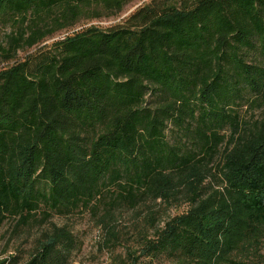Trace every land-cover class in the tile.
<instances>
[{"label": "trees", "instance_id": "obj_1", "mask_svg": "<svg viewBox=\"0 0 264 264\" xmlns=\"http://www.w3.org/2000/svg\"><path fill=\"white\" fill-rule=\"evenodd\" d=\"M134 1L0 0V230L108 197L111 246L115 210L142 213L132 264H262L264 118L236 109L264 101V0H149L93 24ZM157 202L179 203L161 227ZM47 227L0 264H69L71 232Z\"/></svg>", "mask_w": 264, "mask_h": 264}, {"label": "rangeland", "instance_id": "obj_2", "mask_svg": "<svg viewBox=\"0 0 264 264\" xmlns=\"http://www.w3.org/2000/svg\"><path fill=\"white\" fill-rule=\"evenodd\" d=\"M149 0H137L129 4L124 11L117 18L109 20H101L93 24L99 27H107L119 23L140 7L144 2ZM81 24L80 26L82 27ZM87 25V24H86ZM89 26V25H87ZM81 27H77V30ZM12 26L0 24V46L5 47L4 42L7 37L13 32ZM64 34L57 35L32 50H38L42 46L50 45L54 41L63 37ZM31 51L19 52L18 58H23ZM255 96L249 92L245 94L243 102L239 103L237 112L241 120L249 124L259 121L264 118V101L255 103ZM107 200L104 199L102 206L107 208ZM179 203H160L152 204L151 207L154 212H157L156 226H162L175 213V209ZM101 207L100 211L95 214L89 209L74 212L68 216L52 215L49 223L43 225L39 223L38 217L23 226L18 230L15 229V222L7 221L0 230V258L16 253L20 254L22 258H27L30 253L34 241L40 236L41 232L45 230L49 224L56 227H65L68 229L74 239V249L69 258V264H132L129 255L138 252V237L137 230L141 224L140 211L127 210L125 208H118L113 213V218L109 220L108 226H111L117 233V239L120 243L113 246L106 243L108 238L107 229H104L101 221L104 216V209ZM181 211L185 209L182 205L179 208ZM153 232V231H151ZM264 252V251H262ZM136 264H150L149 260L141 259ZM151 264H169L164 259H155ZM264 264V262H262Z\"/></svg>", "mask_w": 264, "mask_h": 264}]
</instances>
